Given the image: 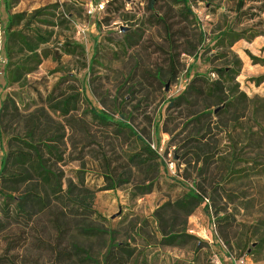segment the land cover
Listing matches in <instances>:
<instances>
[{
    "label": "rangeland",
    "instance_id": "rangeland-1",
    "mask_svg": "<svg viewBox=\"0 0 264 264\" xmlns=\"http://www.w3.org/2000/svg\"><path fill=\"white\" fill-rule=\"evenodd\" d=\"M111 1L0 0V113L7 96L26 115L36 109L35 90L44 97L56 86L57 95L80 92L87 102L82 101L72 113V128L61 146L65 163H56L50 156L47 159L63 174L64 189L73 182L79 189L96 190L92 204L97 215L87 224L108 231L115 243L146 254L150 264H234V259L240 258L244 264H264V180H259L254 170L256 165H264V136H252L264 128V113L259 124L247 113L239 124L235 117L241 112L231 111L219 119V109L204 101L195 102L190 109L167 110V101L182 94L196 73L206 74L226 60L232 62L231 54L228 59L217 55L227 51L242 62L236 79L239 89L250 98H264V83L255 86L250 82L264 75V66L254 65L248 56L250 52L264 58V35L247 40L264 33V8L260 17L248 20L236 16L232 0H189L194 16L187 19L180 13H186L184 5L171 0H157L154 10L149 0ZM262 5L264 0L254 3L256 12ZM47 6H58L47 11L49 16L39 17L54 24L50 47L55 52L56 46L68 40L81 46L78 52L83 50V56L49 57L21 84L10 85L5 52L8 14L29 15ZM153 12L167 16L172 24L169 32L152 19ZM231 27L243 30L245 39L231 48L227 47L229 41L224 43L226 47L217 48L220 32ZM206 107L212 115L202 124L186 128L189 112L198 114ZM90 108L115 121L127 119L158 157L150 159L146 167L129 164L127 158L139 152V144L114 125L105 127L88 112ZM168 115L172 119L166 132ZM24 127L12 111L1 114L0 172L8 149L18 146L14 137L23 134ZM197 128L205 135L203 143L188 144ZM200 148L216 154L210 166L197 161L194 151L198 153ZM227 159L234 160L233 169L225 171ZM108 164L124 174L113 190H103L109 185L104 177ZM155 177L158 180L152 191L141 194L145 180ZM127 179L129 182L123 183ZM190 190L202 194L204 202L188 215L187 209L175 203ZM0 218L2 226L9 225L8 219ZM162 230L179 234L174 245H166ZM3 233L0 252L6 246ZM73 240L101 259L103 243L108 244L110 238L108 234L84 237L74 233ZM18 256L26 264L47 263V256L40 253L21 251Z\"/></svg>",
    "mask_w": 264,
    "mask_h": 264
},
{
    "label": "trees",
    "instance_id": "trees-1",
    "mask_svg": "<svg viewBox=\"0 0 264 264\" xmlns=\"http://www.w3.org/2000/svg\"><path fill=\"white\" fill-rule=\"evenodd\" d=\"M114 1L117 0L109 3ZM149 1L151 10H154L157 0ZM171 1L174 4L184 5L183 9L186 13L183 10L180 13L187 19L189 15L194 16L188 5L189 0ZM232 1L235 3L236 16H247L248 20L260 17L264 8L262 5L260 11L256 12L253 5L258 0ZM248 3L253 5L246 8ZM57 7L47 6L29 15L27 13L8 14L5 52L8 59L7 82L10 85L21 84L28 75L37 70L43 60L49 57L57 59L61 57V54L83 56V50L78 52L81 46L68 40L56 46L55 52L50 47L51 36L54 33L50 27H54V24L48 19L39 20V17L49 16L47 11ZM151 17L157 23H161L166 32L171 30L172 24L165 14L153 12ZM263 35V32L255 33L247 40L251 42ZM241 39H245L243 30L236 31L231 27L227 31L220 32L219 41L217 40L219 44L216 47H226L224 43L229 41L227 47L231 48ZM230 54L233 57L232 62L226 60V64L214 67L206 74L196 73L182 94L167 101L168 112H177L183 108L190 109L194 107L195 102L204 101L210 103L215 109H219L216 114L219 119L233 111V113H242L235 117L239 124L240 119L246 117V113L248 118L259 124L264 113V98H250L239 89L240 85L236 79L241 71V60L234 57L230 51L220 52L217 55L219 58L228 59ZM18 55L20 56L17 57ZM248 56L254 65L264 66V58L254 56L250 52ZM209 61L211 62L212 59L209 58ZM212 75L218 78L212 79ZM250 82L260 86L264 83V75L253 77ZM57 90L56 86L45 97L35 90L36 109L26 115L21 114L16 101L10 96H7L1 104L0 117L1 114L12 111L20 123L24 122L25 127L23 134L14 137L18 146L14 149L9 148L2 160L0 217H5L10 223L8 226H2L0 220V233L4 231L6 243L5 248L0 252V264H26L20 261L18 256L21 251L47 256V263L44 264H149L146 254L142 252L138 254L130 245L115 243L108 231L86 223L89 218L97 215L92 204L96 190L87 187L79 189L73 182L64 189L63 174L54 170L48 161L47 156H50L56 159V163H65V150H62L61 146H65L67 130L72 128V113L79 109L82 101H86L78 91L57 95ZM88 112L105 127L114 125L120 133L127 132V137L133 138L139 144V152L128 156L129 164L135 167H146L152 161L150 159L154 160L158 157L148 140L140 135L127 119L121 118L115 121L112 116L93 108H90ZM51 113L59 114L64 120H56ZM212 113L208 107L198 114L189 112L184 125L186 128L189 125H200ZM169 119H172L170 115L164 124L166 132L170 131L167 127ZM252 136L256 138L264 136V128ZM204 137L205 135H201L200 129L197 128L188 144H202ZM178 147L179 150L182 149L181 146ZM194 155L197 161L210 166L216 154L212 150L207 152L200 148V152L194 151ZM227 161L225 171L232 170L234 160L227 159ZM158 169L157 166V171ZM107 170L104 177L109 185L103 190H113L122 183L124 174H119L110 164L107 165ZM254 170L258 179L264 180V165H256ZM157 180V177L146 179L147 184L141 188L140 193H150ZM128 182L129 179L123 183ZM230 201H233L231 197ZM203 202L202 194L190 190L183 198L176 201L175 205L180 209H187L190 215ZM74 233L84 237L95 235L103 237L108 234L110 241L108 244L103 243L102 248L105 252L101 254V259L94 257L88 248L74 241ZM161 233L168 246L174 245L179 237L174 230H162Z\"/></svg>",
    "mask_w": 264,
    "mask_h": 264
},
{
    "label": "built area",
    "instance_id": "built-area-1",
    "mask_svg": "<svg viewBox=\"0 0 264 264\" xmlns=\"http://www.w3.org/2000/svg\"><path fill=\"white\" fill-rule=\"evenodd\" d=\"M234 264H244V259L240 258L239 260L234 259Z\"/></svg>",
    "mask_w": 264,
    "mask_h": 264
},
{
    "label": "crops",
    "instance_id": "crops-1",
    "mask_svg": "<svg viewBox=\"0 0 264 264\" xmlns=\"http://www.w3.org/2000/svg\"><path fill=\"white\" fill-rule=\"evenodd\" d=\"M148 261H150V260L148 259ZM149 264H150V262H149Z\"/></svg>",
    "mask_w": 264,
    "mask_h": 264
}]
</instances>
